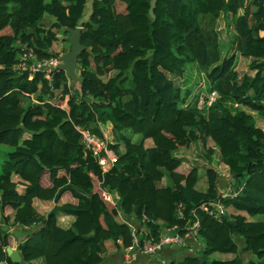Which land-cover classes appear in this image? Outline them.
I'll list each match as a JSON object with an SVG mask.
<instances>
[{"label": "trees", "instance_id": "trees-1", "mask_svg": "<svg viewBox=\"0 0 264 264\" xmlns=\"http://www.w3.org/2000/svg\"><path fill=\"white\" fill-rule=\"evenodd\" d=\"M86 2L0 0V146L11 149L0 164V264H102L105 242L131 245L119 214L124 222L151 220L144 227L152 237L173 227L185 234L198 220L202 251L168 264H264V131L250 114L264 124V0H158L155 20L150 0L95 1L82 25L86 50L78 54L77 85L63 70L50 83L15 70L24 51L38 61L58 56L53 49L66 42L65 29L78 26ZM221 15L230 16L235 49L223 59L215 28ZM239 58L251 60L253 74H238ZM187 67L217 93L211 107L197 108V85L176 84ZM78 129L101 139L109 134L116 160L108 172ZM133 135L140 139L133 142ZM195 143L208 161L217 153L227 166L235 196H219L211 167L203 192L198 168L178 172L183 161L175 152ZM13 177L24 183L22 193ZM104 190L118 196L114 206ZM64 195L75 203L45 216L33 207L34 199L60 203ZM209 202L227 209L220 221L199 209ZM60 214L74 218L68 229L58 226ZM14 226L32 228L16 247L21 263L6 254L11 238L3 227ZM213 254L234 257L209 260Z\"/></svg>", "mask_w": 264, "mask_h": 264}, {"label": "built area", "instance_id": "built-area-1", "mask_svg": "<svg viewBox=\"0 0 264 264\" xmlns=\"http://www.w3.org/2000/svg\"><path fill=\"white\" fill-rule=\"evenodd\" d=\"M58 55V54H57ZM20 61L16 64L15 70L28 72L29 77L34 74H42L44 78L52 80V76L56 71V67L59 64V55L52 56L47 59L35 60L33 55L29 52H25L20 56ZM217 93L215 91L207 92L206 95L199 94L197 99V108H209L216 101ZM47 103L51 104L50 101ZM78 132L81 136V142L85 148L90 151L96 159L98 166L102 171L108 172L115 163L116 157L109 150L106 138L99 139L93 135L90 131L80 130ZM236 192L227 186L226 189L219 192L221 198H227L235 196ZM101 196L113 206L116 204V200L113 194L107 191H101ZM199 209L206 212L208 216L216 218L218 221L225 215L227 209L220 202H209L199 206ZM178 216L183 219L182 210L178 211ZM120 222L127 225L131 232V245L125 248V251H138L144 256L153 258L157 255V251L160 248L165 247H185V239L189 236L196 238L199 230L198 220H194L190 225L184 228L185 234L179 233L176 227L168 229L164 234H160L157 237H152V232L147 230L144 226L146 223L153 224L151 220L146 217H142L141 224L134 223L132 220L123 221L118 217ZM171 233V234H170Z\"/></svg>", "mask_w": 264, "mask_h": 264}, {"label": "crops", "instance_id": "crops-1", "mask_svg": "<svg viewBox=\"0 0 264 264\" xmlns=\"http://www.w3.org/2000/svg\"><path fill=\"white\" fill-rule=\"evenodd\" d=\"M57 49L58 48H55V49H53V51L57 52ZM48 101H49V99L48 100L46 99V102H48ZM32 102L35 103L36 101L33 100ZM261 129L264 131V128H261ZM25 138H29V136L26 135ZM108 138L106 137V139H108ZM135 138H136V136H133V140ZM145 147L151 148L152 142L149 140L145 141ZM214 157H216L218 162H220L217 153L213 154L212 158L209 161L211 168H213L215 165L214 164ZM212 165H213V167H212ZM220 165H222V167H219V170L213 168L217 172L218 178L220 176H222L221 173H223V170L227 171L228 176H229L227 166H225L221 162H220ZM220 168H221V170H220ZM179 169H178V172L180 173ZM202 172L203 173L198 171L199 181L197 183L196 188L199 191L203 192L206 190L207 184L205 186H202V176L206 181H207V178L205 175V170ZM182 174H184V173H182ZM185 174H187V173H185ZM13 180H14V182H17V184H18L17 185V191L19 193H22L24 191V187H25L24 183L21 182L19 180V178H17V177H13ZM45 185H47V184L45 183ZM217 189L219 192V183L217 185ZM113 197L115 198V200H118V196L116 194H113ZM65 203L74 204V202H68L67 195L66 196L64 195L62 197V199L60 200V203H54L53 201H41L38 199H34L33 200V207L40 215L45 216L55 206H60V205L65 204ZM73 221H74V218L72 216H67L64 214L58 215V218H57V224L62 229H68L71 226V224L73 223ZM3 229L6 230L7 233L10 234L11 248L13 250L17 251V249H16L17 245L26 239V236H27L29 230H31L32 228L14 226V227H9L7 229L5 227H3ZM185 242L186 243H185L184 248H178V247H172V246L160 248L157 251V255L155 257L149 258L147 256L142 255L138 251H131V252L125 251V249L121 247L120 242H118L117 244H114L111 241H107L104 244L105 249H104L103 254H102V258H103L102 264H168L171 261L180 260L184 256H187V255H189V256L197 255L198 252L202 251L203 245L201 243H199L196 238L189 236L185 239ZM223 256L226 257V260L232 259L234 257L233 255H230V254H225ZM28 264H43V260L38 259V260H35V261L28 263Z\"/></svg>", "mask_w": 264, "mask_h": 264}, {"label": "rangeland", "instance_id": "rangeland-1", "mask_svg": "<svg viewBox=\"0 0 264 264\" xmlns=\"http://www.w3.org/2000/svg\"><path fill=\"white\" fill-rule=\"evenodd\" d=\"M124 8L125 7L122 4H119L116 6L117 12H123L124 13ZM242 13H243V10H241V9H239L237 11L238 16L242 15ZM231 24H232V21H231L229 15L228 16L227 15H221L219 17V19L217 20V23H216L215 28H216V33L218 35V50L220 52V59H223V58L227 57L228 55L229 56L235 55V49L233 48L234 47V44H233V40H234L233 33H234V31H233V27ZM58 45H59L58 46L59 48L57 49L56 53L59 55V57L62 56V54H65L69 51V44L67 42H63L62 44H58ZM238 61H239V64H238V66H236V70H237L238 74L240 76H242L246 73H249L248 63L251 60L239 58ZM196 70H197V68H196ZM196 70L191 68V67H190V69L187 67L186 73H185L184 77H182V82L179 79H177L175 81H176L177 85L183 83L181 90L185 88V84H184L185 82L187 83L186 86L192 85L193 88L195 87V85L201 86V89H199V87H197V86L195 88L196 93H194V94H197V95H195V97H198L199 94H203V95L207 94V87L208 86H207V83H206L205 79L203 78V76L199 75L196 72ZM249 74H253V72H250ZM75 85H77V84H75ZM197 92H199V93H197ZM57 98H60V96L58 95ZM63 106L66 108V105H63ZM234 107H236V105L233 104L232 109H234ZM244 110L248 111L246 108H244ZM248 112H250V111H248ZM250 114H252L253 117L255 118V122H256L257 127L264 128L262 118L256 113L250 112ZM133 136H136V138L133 140V142H137L140 139L139 135H133ZM108 137H109V134L107 135V138ZM109 141H110V137L108 139H106L107 144L109 143ZM9 151H11V149H9L5 146H0V164L4 158V155ZM205 155H206L205 150L201 147V145L199 143L192 144L190 146V148L182 149V150H180V152H178V151L175 152V156L183 161L182 162L183 164L181 165V167L179 169L180 173H184V174L188 173L194 167L198 168V170L201 173H203L202 171H204L210 167V164H209L210 162L207 161V159L205 158ZM214 164H215L214 167H213V165H212V167L217 169V170H219V167H222V165H220V162H218L216 157H214ZM220 170H221V168H220ZM221 174H222V176H220L219 180H218L219 192H222V190L226 189L227 186H231V183H232L230 177L228 176L227 171L223 170V173H221ZM44 180H45V182H46V180H48L47 176L44 177ZM205 185H206V180L202 176V186H205ZM159 186L162 187L163 185L159 184ZM67 198H68V202H74L75 203V201H73L71 199L70 195H67ZM229 213L231 214L234 212L231 209H229ZM116 220L118 222H120L119 218H117ZM237 242H242V241L238 238ZM199 253L200 252H198V254ZM241 258L243 260H248L249 255H244V256L241 255ZM209 260H226V257H224L222 254H213L210 256Z\"/></svg>", "mask_w": 264, "mask_h": 264}, {"label": "water", "instance_id": "water-1", "mask_svg": "<svg viewBox=\"0 0 264 264\" xmlns=\"http://www.w3.org/2000/svg\"><path fill=\"white\" fill-rule=\"evenodd\" d=\"M95 1L102 0H87L85 4V14L78 21V26L74 29H65L67 36L64 40L69 44V51L59 57V64L56 70H63L71 81V85L79 83L80 78L77 73L78 69V54L86 50V47L81 44L82 25L87 23L93 14V4ZM158 0H150L148 14L152 20H155L154 9ZM6 254L12 263H21L22 259L18 251L11 247L6 248Z\"/></svg>", "mask_w": 264, "mask_h": 264}]
</instances>
